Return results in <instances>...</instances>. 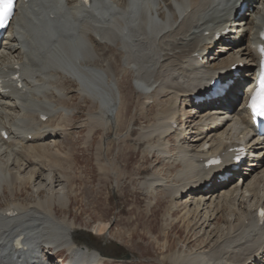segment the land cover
<instances>
[{
  "label": "bare ground",
  "instance_id": "1",
  "mask_svg": "<svg viewBox=\"0 0 264 264\" xmlns=\"http://www.w3.org/2000/svg\"><path fill=\"white\" fill-rule=\"evenodd\" d=\"M248 1L246 9L239 12L238 0H92L89 6L79 0H20L14 25L0 49V70L8 63L21 64L26 91H0V128L7 133L6 137L0 135V191L8 190L14 196L17 187L41 181L35 186L33 201H6L5 207H0V260L44 264L45 252L54 259L65 250L71 264L110 262L103 261L98 250L78 242L73 222L56 214V206L65 208L70 196L65 186L55 191V183L65 178L68 182L74 172L61 168L62 157L70 159V148L65 153L51 148L60 141L57 138L72 144L70 128L80 102L69 103L70 93L76 92L80 101L90 102L84 124L88 126L87 141L97 136L98 172L112 174L116 185L123 177L114 159L105 161L101 156L108 147L105 135L112 130L116 140H127L129 147L136 146L131 141L141 144L143 155L154 154L177 167L175 182L158 172L141 182L147 194L158 188L171 197L164 217H172L178 207L176 199L179 202L183 197L184 213L194 221L202 215L201 227L220 214L222 227L211 230L220 236L213 241L208 236L205 251L174 255V264H264V228L254 223L256 208L264 207V155L259 160L248 158L255 165L251 170L245 164L238 171L231 150L240 145L264 152V136L254 132L246 112L239 114L238 120L230 112L238 100L236 108H243L261 69L258 42L264 0ZM232 14L240 28L230 25ZM226 28L234 34L224 33ZM236 38L239 44L234 42ZM216 43L220 49H214ZM210 51L212 59L207 58L205 64L201 59ZM232 68L238 73L244 70L247 78H234L224 97L206 100L210 82L231 78ZM68 80L76 83L73 91L66 90ZM129 81L133 86L126 92ZM134 92L137 111L144 114L151 104L154 111L149 122L132 135L136 120L127 115V103ZM188 105L197 106L192 114L186 110ZM40 113L49 120L35 118ZM58 115L59 122H54ZM8 116H12L10 122ZM123 126L125 133L121 132ZM97 127L102 129L100 136ZM191 135L193 139H189ZM211 155L222 156L223 163L206 166ZM58 161L59 166L55 164ZM226 172L236 175L228 180H238L233 189H224L228 181H218ZM251 172H255L251 179L257 186L252 181L246 183ZM238 183H246L243 192H239ZM42 190L46 191L43 197ZM207 192L212 198L209 203ZM250 195L257 196L251 205ZM231 200L240 202L229 205ZM151 204L149 201L148 207ZM11 207L17 213L6 215ZM228 209L230 217L223 216ZM109 225L100 222L98 233ZM20 234L24 245L13 249L11 241Z\"/></svg>",
  "mask_w": 264,
  "mask_h": 264
},
{
  "label": "rangeland",
  "instance_id": "2",
  "mask_svg": "<svg viewBox=\"0 0 264 264\" xmlns=\"http://www.w3.org/2000/svg\"><path fill=\"white\" fill-rule=\"evenodd\" d=\"M68 81L66 90L73 91L76 84L74 81H69L68 84ZM126 84L129 86L126 89V92H128L133 83L129 81ZM70 94H73V96L69 104L72 105L75 102H80L74 113L73 123L70 128L73 139L72 144L70 145L68 141L58 138L57 140L60 141L57 143V146H53V149L51 148V150L59 148L62 153H65L70 148V159H67V156H63L61 160L63 162L62 165L60 161L57 164H60L62 169L71 168L74 172V178L72 179L73 176H71L68 182L65 178L55 183V191L59 187L65 186L66 192L70 196V200L66 201L65 208L56 206L57 216H66L67 221H72L76 227V238L84 240L85 243L88 242L86 244H91V247L93 246L103 254L108 255L107 258L113 260L108 264H174L171 260V257L174 255L177 256L182 252L205 251L209 245H204L206 238L210 236V241H213L220 236V232H211L214 227H216L214 228L215 230L218 226L222 227L223 221L220 214L212 219L207 227H201L199 221L201 222L202 215L198 216L196 221H194V219H191V216L187 217L184 213L182 208L184 203L182 202H184L185 198L183 197L180 198L179 202L176 199L178 207L172 211V217H164L171 197L158 188L154 190L153 194H147L146 188L144 189L141 182L147 174L151 175L152 172H158L170 183L171 181L175 182L174 177L177 167L172 168L171 165H168L171 163L163 162L154 154L143 155V149L141 152L143 145L141 144H135L131 141L130 143L136 146L129 147L127 140H116L112 130L108 131L105 135L108 147L101 156L105 161L114 159L123 171V177H121L120 182L116 185L112 174L106 175L98 172L95 148L97 136L94 137L93 141L92 139L87 141L86 133L88 132V126L84 124L90 102L88 99L85 102L80 101L79 94L76 92ZM136 99L137 92H134L129 96V103H127V115H134L136 120L133 122L134 127L132 128L134 130L132 131V135H135L139 131L141 124L151 119L154 111L153 104L146 107L144 114L137 111L139 104L135 103ZM190 109L189 106L186 109L188 110V114L192 112V110L190 112ZM97 129L96 135L100 136L102 129L100 127H97ZM125 130L126 127L123 126L121 132L125 133ZM195 131V128L192 129L193 134H195ZM189 139H193V135ZM170 142H173L171 138ZM251 150V152L248 151V154H256V160L263 157L262 154H258L261 152ZM249 157L253 159L254 156L249 155ZM262 162L264 164V160ZM247 164H249L247 165L249 170L255 166L254 164L251 165V163ZM70 171L66 170L65 172ZM43 173L45 174V172ZM251 173L252 175H250L246 183L252 181L251 178L255 172ZM39 180L41 181V179ZM39 180L34 182L36 185L32 183L22 186L20 189L17 187L14 196L8 190L4 192L0 191V207H5L6 201L19 200L26 203L33 201L36 196L35 186L40 182ZM235 181L238 180L229 181L224 189L235 188L237 184ZM254 182L255 180L251 182L253 186H257V183ZM246 183L242 186L238 183L239 192H243ZM261 185H263V182H259V186ZM45 194L46 191L42 190L41 197ZM209 195V192L205 194L206 198H208V203L212 199ZM256 198L257 196L250 195L249 199H251V202L249 204L251 205L255 202ZM232 200L229 201V205L230 202L236 204L240 202V199ZM149 201L152 204L148 207L147 203ZM188 207L190 210L193 209L192 204ZM229 210L224 211L223 216L230 217ZM102 221H107L110 225L105 232L99 234V224ZM64 254L65 251L61 252L60 256Z\"/></svg>",
  "mask_w": 264,
  "mask_h": 264
},
{
  "label": "snow or ice",
  "instance_id": "3",
  "mask_svg": "<svg viewBox=\"0 0 264 264\" xmlns=\"http://www.w3.org/2000/svg\"><path fill=\"white\" fill-rule=\"evenodd\" d=\"M13 0H0V27L4 26V20L10 15L12 10ZM261 89L264 90V63H262L261 77H260ZM252 108L256 115H264V108L257 110L255 104V97H253Z\"/></svg>",
  "mask_w": 264,
  "mask_h": 264
}]
</instances>
